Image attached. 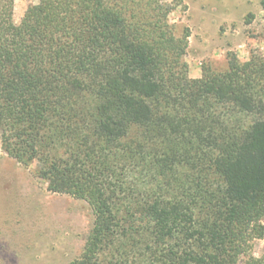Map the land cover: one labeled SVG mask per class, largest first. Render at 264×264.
I'll use <instances>...</instances> for the list:
<instances>
[{
    "label": "trees",
    "instance_id": "16d2710c",
    "mask_svg": "<svg viewBox=\"0 0 264 264\" xmlns=\"http://www.w3.org/2000/svg\"><path fill=\"white\" fill-rule=\"evenodd\" d=\"M166 0H0V148L94 209L68 264H264V53L188 75Z\"/></svg>",
    "mask_w": 264,
    "mask_h": 264
},
{
    "label": "rangeland",
    "instance_id": "374dc122",
    "mask_svg": "<svg viewBox=\"0 0 264 264\" xmlns=\"http://www.w3.org/2000/svg\"><path fill=\"white\" fill-rule=\"evenodd\" d=\"M37 1L13 0V21ZM166 1L174 5L169 22L190 33L183 57L190 77H200L204 66L223 70L230 55L244 61L251 52L264 53V0ZM34 168L0 148V264H68L93 225L94 209L85 199L47 191ZM251 253H264V235ZM246 261L241 257L237 264Z\"/></svg>",
    "mask_w": 264,
    "mask_h": 264
}]
</instances>
